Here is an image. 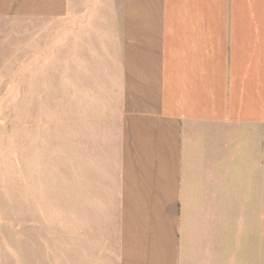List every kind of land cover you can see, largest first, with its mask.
I'll use <instances>...</instances> for the list:
<instances>
[{"label": "crops", "instance_id": "1", "mask_svg": "<svg viewBox=\"0 0 264 264\" xmlns=\"http://www.w3.org/2000/svg\"><path fill=\"white\" fill-rule=\"evenodd\" d=\"M22 29L44 98L59 31L77 264H258L264 0H0Z\"/></svg>", "mask_w": 264, "mask_h": 264}, {"label": "rangeland", "instance_id": "2", "mask_svg": "<svg viewBox=\"0 0 264 264\" xmlns=\"http://www.w3.org/2000/svg\"><path fill=\"white\" fill-rule=\"evenodd\" d=\"M34 39L40 41L23 29L13 39L0 35V264H77L76 182L63 177L60 158L59 31L51 39L53 77L46 98L43 78L29 76V48H39ZM9 43L20 52L8 51ZM18 59L20 75L13 74ZM261 134L263 170L264 128ZM261 192L258 264H264L263 178Z\"/></svg>", "mask_w": 264, "mask_h": 264}]
</instances>
